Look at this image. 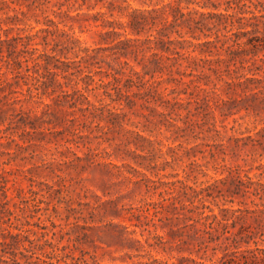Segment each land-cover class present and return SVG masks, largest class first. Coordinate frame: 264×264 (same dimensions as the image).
I'll return each instance as SVG.
<instances>
[{
    "label": "rangeland",
    "instance_id": "374dc122",
    "mask_svg": "<svg viewBox=\"0 0 264 264\" xmlns=\"http://www.w3.org/2000/svg\"><path fill=\"white\" fill-rule=\"evenodd\" d=\"M18 1L20 4L9 3L10 7L0 5V16L17 15L22 19L9 23L13 29L6 32L8 37L33 33L50 24L48 19L67 29L80 41L71 43L68 51L60 53L56 51L58 47L53 51L50 38L48 44L38 43L34 47L62 60H75L71 66L81 70L73 80L57 75L62 87L56 86L55 94L73 91L74 80L82 77L77 88L86 86L83 92L92 104L82 101L78 93L73 98L59 96L53 100L42 95L43 102L50 104L48 107L37 97L27 100L21 93L27 87L23 78H13L12 86H3V75L11 73L3 61L5 56L0 60V264H160L162 261L195 264L190 259L221 264L218 257L223 247H218L214 254L211 249L195 251L201 237L196 239L193 234L203 235L201 223L193 227L186 225L191 221L182 210L164 206L155 213V206L163 198H197L195 191H200L199 197L204 196V203L209 206L204 209L206 213L212 209L218 214L222 207L253 209L254 203L263 207L264 200L260 198L264 196L235 193L237 182L233 178L239 173L243 179L249 176L253 186L264 184V169L257 167L264 164V87L259 85L251 91L224 85L220 97L228 101L221 109L209 111L197 88L175 86L163 79L151 91L154 97L150 95L149 102L138 94L132 98L137 101L135 106L122 109L125 115H110L108 109L118 111L121 105L113 86L99 83L111 79L105 73L115 69L127 72L123 60L141 69L131 55L119 56L117 50L123 45L120 40L124 39V31L118 22H124L128 16L116 7L150 8L157 0H70L60 7L52 5L56 0H50L38 8L28 6L31 0ZM244 2L245 13H239L234 4L227 12L245 17L264 14V0ZM180 6L185 13L193 8L204 12L213 9L185 2ZM11 7L22 8L24 13ZM225 8L221 2L214 11L225 12ZM103 19L112 21L118 34L106 33L112 28L103 27ZM231 20L222 17L226 27L220 33L228 35H220L217 50L201 52L205 47L183 41L180 51L197 58L221 57L223 61L213 66L221 70L226 80L247 72L237 68L239 61L251 68L260 66L256 76L263 77L264 15L247 20L259 22L258 44L255 47L244 44L243 37L240 46H233L236 49L233 54L225 45L220 46L239 29L238 23L231 24ZM2 27L6 28L7 24L2 23ZM176 29L179 33H169L171 38L196 42L189 36L186 25ZM214 29L205 31L210 34L209 39H214ZM0 36L5 38L1 30ZM34 42L43 41L37 37ZM128 44L129 48L133 44L144 49L148 46L144 42ZM80 46L92 49L94 56L80 60L83 54L78 52ZM253 58L256 60L251 62ZM197 61V73H211L208 65L202 68V61ZM28 65L30 73L35 70L45 73L41 66L32 67V62ZM195 65L188 58L181 70L189 72ZM95 70L99 73L94 74ZM87 74H92L93 79ZM159 75L155 74L154 78L166 76ZM214 76L211 73L216 81ZM47 77L53 78L49 74ZM139 90L136 86L122 87L124 98L125 94ZM218 99L211 93L209 104ZM257 131L260 143L252 145L246 136ZM237 137H241L239 146L235 143ZM242 142L246 145H241ZM221 213L232 219L230 210ZM235 214L239 218H235L234 231L242 225L256 226V213L237 211ZM258 244L262 246L260 241ZM249 246L255 245L251 241ZM244 247L243 244L240 249Z\"/></svg>",
    "mask_w": 264,
    "mask_h": 264
},
{
    "label": "trees",
    "instance_id": "16d2710c",
    "mask_svg": "<svg viewBox=\"0 0 264 264\" xmlns=\"http://www.w3.org/2000/svg\"><path fill=\"white\" fill-rule=\"evenodd\" d=\"M70 0H56L52 5L53 6H62ZM83 2L88 0H82ZM245 0H157L156 3L150 8H132L127 10L126 7L117 6L116 9L120 12L126 11V15L128 19L123 21H119V27L123 28L124 39L120 40L123 45L118 48L119 56L127 57L131 55L136 61L137 65H140L141 69L138 70L133 64H130L129 61L123 60V65L128 69L125 72L122 69H115L114 72H106L105 75L107 77H111L107 82L100 81L99 83L102 86H113L116 95L117 101L121 107H119L118 111L108 109V114L113 116H119L121 114L125 115L122 112L123 108H132L136 104V100L132 99L133 97H137L138 94L140 99H144V101L149 102L151 91L156 90V86L161 84L163 79H165V83H169L175 86H183L189 87L193 86L197 88L198 92H201L203 96L201 99L205 102L209 111H213L215 109H221L222 106L228 101L220 97V91L224 85L227 86H238L240 88H248L249 90H253L258 88L259 85L264 87V75L259 78L256 76V73L261 69L260 66H256L255 68H251L248 66H244L242 61H239L240 65L237 68L242 71L237 76H233L231 80H226L223 77V73L217 66H213V64L219 65L223 60L221 57L217 58H209V57H201L197 58L194 56L186 55L187 51H180L183 48L182 42L188 41L192 46H200L205 47V49H200L201 52H213V49L217 50L218 45L217 42L220 41V35L227 36L228 34L220 33L221 29H225L226 25L224 21H222V17H231V24L238 23L239 29L233 32V38L226 37L227 39L222 41L220 46L225 45L226 50L233 54L236 52V49L233 46H240V39L245 37L246 41L244 44L252 45L255 47L260 40V36L257 35V31H259V22H247L250 19L261 18L264 14L261 15H251L249 17L238 16L236 13H228L227 9L231 8V5H235L239 9V13H245L246 10L243 7L246 5ZM251 1V0H248ZM18 3V0H0L1 6L10 7L9 3ZM50 0H31L28 3V6L31 4L34 8H38L41 5L48 4ZM111 2V0H108ZM181 2H185L187 5L189 4H197L201 8L211 7L213 9L208 10L206 12L201 11L197 8H193V11H188L185 13L182 11V7L180 6ZM225 4V12H217L214 11L220 5V3ZM128 8V7H127ZM2 9V7H0ZM14 11H19L24 13L22 8L15 9L11 7ZM113 10L114 8H110ZM192 12V13H191ZM103 15V12H98ZM192 14H199L198 18ZM234 16L235 20H234ZM96 21L97 18H94ZM243 19L246 20L243 21ZM17 15H7L5 17L0 16V30L5 33V38L0 36V60L5 62L7 71L11 73L10 76L3 75L2 83L3 86H12V79L16 77H21L24 80V84L27 85L25 92H21L27 100H34L35 97L40 99L39 102L43 104V106L48 107L50 104L43 102L41 99L42 95L49 96L52 100L56 99L59 96L63 97H71L78 93L79 97L87 102L88 104H92L87 96L84 94L83 89L86 86L81 88H77V85L82 77L76 78L74 80L75 88L71 92H63L61 94H55L56 86L61 88L62 85L56 80V76L61 74L62 78H67L69 80H73V76L76 75V72H79L81 69L76 66H71L72 62L70 60H62L59 57H56L55 54H47L45 52H38L37 47L34 45L38 43H49V38L53 41L52 50L55 51L58 47L60 53H63L65 50H69L72 48L71 43L80 42L78 38L74 37L70 34L67 29L60 28L57 23L51 19H48L49 23H46L45 27H41L36 29L33 33L28 32L22 35L16 34L14 36L8 37L6 32L8 30H12L13 27L9 26V23H15V21H21ZM102 26L111 27V30H107L108 34H118L115 30H113V22L107 19L102 20ZM2 23L7 24L6 28L2 27ZM263 23V32H264V21ZM186 25L189 29V36L196 40V42L191 39H176L171 38V32H178L176 27L181 25ZM221 26V27H220ZM246 26H251L250 30H245ZM214 29L213 35L214 39H209V35L205 31ZM150 33L144 38H140L139 36L143 33ZM154 32V34H152ZM41 33V35H39ZM179 33V32H178ZM41 37L43 42H34L35 38ZM204 38L201 40V38ZM229 39H231V43H229ZM133 42H144L147 43L146 49L139 48L140 45L133 44L132 48H129L130 45L128 43ZM229 45H227V44ZM141 47V46H140ZM212 47V48H210ZM5 49V50H4ZM194 51V49H192ZM78 52L83 53L80 55V60L87 61L89 58H92L94 55L91 54L92 49L88 47L78 48ZM255 51L253 50V53ZM116 53V52H115ZM5 54V55H4ZM191 59V62H194L196 65L192 66V70L186 72L185 70H181V66L183 65V61ZM54 59V62H50ZM44 60L43 62H41ZM202 61V68L204 65L209 66V72L214 74L216 81L212 80L211 73L206 74L205 72L197 73V65L198 61ZM255 58L251 59V62H254ZM28 62H32V67L41 66L43 67L45 73H40L38 70H35L33 73H30V66ZM80 62V61H77ZM76 64V63H73ZM235 65V64H234ZM51 66V67H50ZM79 66V65H78ZM75 70L71 71L70 69ZM6 71V72H7ZM264 72V70H263ZM95 73H99V70H95ZM161 74L159 77H162L163 74L166 76L161 79H155V74ZM236 73V71H235ZM248 73H250L248 75ZM4 74V72H3ZM47 74L53 76V78H48ZM149 75V76H148ZM91 80L93 79L92 74H87ZM185 77H190L185 80ZM17 83V82H15ZM98 83V84H99ZM87 84V83H85ZM121 84V85H120ZM212 85L210 88L206 86ZM253 85V86H250ZM132 86H136L138 89H141L137 92H133L130 94H125V98L123 96L122 87L129 88ZM166 90L174 89V88H166ZM217 95L219 97L218 100L211 104H209L210 94ZM254 93V92H251ZM120 95V96H119ZM75 102H71L74 104ZM150 108V106H147ZM97 108V107H95ZM152 108V107H151ZM152 110H156V108H152ZM161 115L165 116L166 114L160 112ZM259 131L255 133V135H247L246 138L252 145L255 143H260L257 138L259 135ZM240 138H235L236 146H239ZM241 145H246L242 142ZM258 168L264 169V164L260 163ZM246 179H243L238 173L233 180L237 182V191L235 193H243V195L251 194L254 196H264V184H261L260 187L253 186V180L249 176H245ZM200 191H195L194 197L197 198H163L160 200V203H156L155 213L159 212L161 208L167 206L172 210H182L186 214H184L187 220L191 222L186 224L189 226H194L196 223H201L203 225L202 236L196 235L194 233L192 236L196 239L201 237V240L198 241V248L195 250L196 253L199 250L203 249L204 251L211 249L212 253L219 247L222 248V255L219 256V260L221 264H264V202L261 203L263 207L256 206L253 209L245 208L241 209L237 208H220V212L222 211H231V217H227L226 214L220 212L218 214L213 213L212 209H209L211 213H206L205 208H209L208 205L204 203V196L199 197ZM210 195V194H207ZM264 200V198H260ZM163 201H167L166 205L162 204ZM229 201H233L232 199ZM243 203V202H242ZM237 211L239 212H251L256 213V226L250 228L249 226H241L237 230H233L235 227V218H239L238 214H235ZM196 215L193 218V215ZM261 215L262 218H259ZM158 239H161V236H156ZM254 243V247H250V242ZM261 242L260 246L258 242ZM213 244V246H211ZM245 245L244 248L240 249L241 245ZM227 257V258H226ZM188 259V258H187ZM195 264H217L215 262L211 263H203L196 261L195 259H190ZM155 261V260H154ZM156 262V261H155ZM158 263V262H157ZM159 264V263H158ZM160 264H181L174 262L162 261Z\"/></svg>",
    "mask_w": 264,
    "mask_h": 264
}]
</instances>
